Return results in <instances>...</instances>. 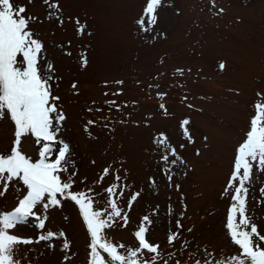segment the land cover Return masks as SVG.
Wrapping results in <instances>:
<instances>
[{
    "label": "rangeland",
    "instance_id": "obj_1",
    "mask_svg": "<svg viewBox=\"0 0 264 264\" xmlns=\"http://www.w3.org/2000/svg\"><path fill=\"white\" fill-rule=\"evenodd\" d=\"M16 2L26 6V15L38 17L30 28L44 45L43 61L54 66L53 95L66 116L57 139L69 144L75 161L73 191L93 189L94 207L103 208V189L118 173L126 185L120 207L127 211L129 195L140 193L128 212V227L117 223L104 230L106 237L132 246V233L148 214L150 239L160 244L163 257H157V264L211 259L205 249L220 259L237 254L225 228L231 200L223 193L254 105L264 103V95H257L264 94V0H163L158 21L147 33L137 24L147 0H55L63 25L48 18L43 0ZM76 19L86 25L83 34L77 32ZM82 55L87 58L83 67ZM184 119L190 121L191 143L180 124ZM13 132L14 124L0 119V153L9 149ZM161 133L186 162L171 166V184L163 174L168 166L160 160L163 146L154 142ZM21 150L35 161L40 144L28 135ZM105 168L110 174L97 183ZM246 187L247 214L264 234V171L254 165ZM24 195L26 188L17 178L0 197V212L14 210ZM37 211L47 217L44 232L63 231L65 237L18 246L20 264H89L90 238L78 206L63 200L59 207ZM177 219L183 228L170 246L167 238ZM35 224L31 220L11 231L35 239L41 234ZM65 238L67 253L62 250Z\"/></svg>",
    "mask_w": 264,
    "mask_h": 264
},
{
    "label": "snow or ice",
    "instance_id": "obj_2",
    "mask_svg": "<svg viewBox=\"0 0 264 264\" xmlns=\"http://www.w3.org/2000/svg\"><path fill=\"white\" fill-rule=\"evenodd\" d=\"M32 2L33 0H28V3ZM43 2L49 9L48 18L54 17L63 25L64 18L59 3L55 0ZM162 3L163 0H147L143 15L137 21L142 31L149 32L158 21L157 9ZM26 11V6L16 0H0V119H9L14 124V139L9 149L0 153V197L6 194L11 182L17 178L26 188V195L18 201L14 210L0 212V264H20L16 257L18 246L65 237L63 231L58 234L44 232L47 217L37 211L38 207L45 212L50 207H59L63 200H70L78 206L90 238L89 264H157V257H163L160 244L150 239L149 230L153 224L150 215L140 218L132 233L135 241L132 246L113 242L104 233L106 228H112L117 223L123 228L128 227V212L140 196L139 192L129 195L127 211L119 206L118 201L124 196L126 185L118 173L114 174L115 182L103 189L107 194L103 208L94 207L96 201L93 189L73 191L74 177L77 174L75 161L71 159L69 144L57 139L66 116L56 103L60 98L52 92V85L56 80L54 66L43 61L44 45L30 28V24L36 22L38 17L26 15ZM75 23L78 34H83L86 25L81 24L79 19ZM81 65H87L86 56H81ZM219 68L223 71L225 64L221 62ZM177 71L183 73V69ZM76 86L75 82L71 85L73 89ZM163 95L165 94L158 93V96ZM160 107L164 108V105L161 104ZM254 107L256 111L250 120V129L236 149L232 172L223 193L229 195L231 200L225 228L231 244L239 251L231 257L220 259L205 249L207 257L211 259H197L195 264H264V234L258 231L257 224L247 214L249 189L246 184L252 178L254 165L264 171V103H256ZM88 123L95 122L90 120ZM180 124L188 142H193L186 127L190 121L184 119ZM28 135L40 144L38 159L35 161L21 150L22 138ZM154 142L163 146L160 160L168 166L163 174L171 184L174 175L171 166L177 162H186L175 148L169 147L165 134L161 133ZM57 144L60 147L55 148L54 145ZM182 147L184 146L181 145ZM62 173H67L66 179L62 178ZM109 174L110 169L105 168L97 183H101ZM150 183L154 185L155 180L150 178ZM175 187L179 190L180 186ZM260 192L264 195V188ZM156 214L154 210L152 215ZM169 214L171 215V211ZM182 218L183 213L180 216ZM180 219L176 220V230L169 232L167 242L170 246L174 245L180 236L179 230L183 228ZM31 220L36 221L35 227L41 230V234L35 239L18 236L11 231ZM188 231L191 232L192 229L189 228ZM187 243L183 242L181 247L184 248ZM48 247L52 248L53 245L49 243ZM62 250L65 253L70 250V242L66 238L63 239ZM145 254H151L150 258H145ZM173 255L174 253H169V256ZM163 264H168V260H163ZM174 264L181 262L176 260Z\"/></svg>",
    "mask_w": 264,
    "mask_h": 264
},
{
    "label": "trees",
    "instance_id": "obj_3",
    "mask_svg": "<svg viewBox=\"0 0 264 264\" xmlns=\"http://www.w3.org/2000/svg\"><path fill=\"white\" fill-rule=\"evenodd\" d=\"M52 92H53V89H52Z\"/></svg>",
    "mask_w": 264,
    "mask_h": 264
}]
</instances>
